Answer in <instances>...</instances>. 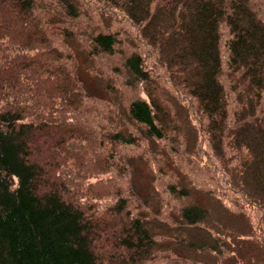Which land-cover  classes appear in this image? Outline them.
I'll return each instance as SVG.
<instances>
[{"label": "trees", "instance_id": "1", "mask_svg": "<svg viewBox=\"0 0 264 264\" xmlns=\"http://www.w3.org/2000/svg\"><path fill=\"white\" fill-rule=\"evenodd\" d=\"M0 264H264V0H0Z\"/></svg>", "mask_w": 264, "mask_h": 264}]
</instances>
